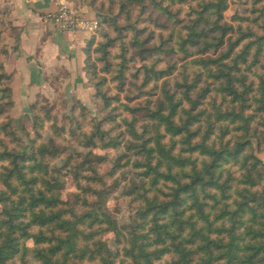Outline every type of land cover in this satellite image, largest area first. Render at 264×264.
I'll list each match as a JSON object with an SVG mask.
<instances>
[{
	"label": "trees",
	"instance_id": "1",
	"mask_svg": "<svg viewBox=\"0 0 264 264\" xmlns=\"http://www.w3.org/2000/svg\"><path fill=\"white\" fill-rule=\"evenodd\" d=\"M191 2H196L195 8ZM176 4H189L195 18L183 24L171 12ZM149 6L173 23L169 40L151 48L147 47L151 40L143 39L144 30L131 23L122 26L118 20L126 14L129 21L133 8L144 12ZM228 8V0H121L119 14L105 16L119 35L132 31V46L143 62L134 75L143 76L141 88L173 74L174 64L156 69L161 52L173 55L178 47L184 59L218 51L220 55L194 61L204 72L192 83L183 73L180 92L162 88L156 107L150 102L144 107L126 106L132 114V121L124 119L133 139L128 150L139 154L133 162L139 172L124 190L138 203L130 225L120 226L107 204L125 178V174L116 177L117 172L129 166L132 157L123 154L102 171L107 160L92 151L122 145L104 128L114 122L112 116L93 122L90 132L79 120L69 128L53 127L55 137L68 134L87 153L61 149L55 138L38 146L32 140L30 153L0 150V163L9 164L3 173L9 192L0 191V264H18V258L19 264H30L29 256L38 264H264V162L253 149L255 140L257 151L262 150L264 135V35L240 28V36L232 38L236 29L224 20ZM124 38L106 36L95 49L100 53L97 59L93 39L85 48L86 77L106 110L114 98L105 89L107 78L100 77L97 61L124 86V49L116 72L108 59L116 42ZM7 55L0 32V97L12 95L6 85L11 76L3 65ZM151 57L158 60L146 64ZM204 75L205 88L192 98L190 93ZM177 93H183L182 98ZM209 96L211 109L201 107ZM8 103L12 106L13 101ZM3 111L0 106V114ZM141 111L149 122L139 134L133 120ZM33 122L37 132L44 121L34 114ZM58 159L63 165L53 167L51 161ZM62 171L75 186L72 203L63 198ZM106 235H112L113 248Z\"/></svg>",
	"mask_w": 264,
	"mask_h": 264
},
{
	"label": "rangeland",
	"instance_id": "2",
	"mask_svg": "<svg viewBox=\"0 0 264 264\" xmlns=\"http://www.w3.org/2000/svg\"><path fill=\"white\" fill-rule=\"evenodd\" d=\"M77 1L79 6L86 7L91 13L92 18L88 19L97 21L98 23L97 29L91 33L90 37V40L93 39L95 42L92 47L94 59L100 57V53L96 52L95 49L106 41V36H110L111 38H116V36L125 37L123 42H116L110 51L111 53L108 59L111 63L112 71L116 72L119 68V64L122 62V58L120 57L121 49H124L126 83L122 87L119 86L118 82L113 78L115 73L106 74L104 72V64L97 61L100 77L107 78L105 89H107L109 96L114 98L112 107L107 110L104 109L102 101L96 98L95 87L93 84L89 83V81L88 84L92 88L89 94H84L82 97L75 95L68 96L65 95L63 82H60L58 79L59 76L55 75L46 78L49 89L42 90L34 96L21 98V103L19 102L20 98L17 97L14 100L12 95L9 97L8 94L5 93L4 97H0V106L5 107V111L0 114V126L6 123L10 125H8L6 129H1L0 127V150L8 149L9 151H15L19 154L30 153L32 150V140L36 141V146H38L48 143L49 140L55 138L61 149L65 148L68 151L75 149L76 152L87 153L88 150L79 146L68 134H64L62 137H55L53 127L69 128L70 125L75 126L73 122L76 123V120H79L83 126V130L85 132H90L93 128V122L99 123L100 119L106 116H112L114 122L106 123L104 128L112 131L113 136L120 138V140H122V145L118 149L97 148L92 151L96 155H100L107 160L101 168L102 171L109 170L116 162L117 158L123 154L132 157L131 164L125 169L122 168L117 172L116 177H122V175L125 174V178L120 189L109 197L107 204L108 210L117 219L120 226L130 225L132 217L138 214V203L134 202L132 197L125 195L124 190L129 186L131 180L135 179V174L139 172L133 167V162L136 158H139V154L136 152V149L131 151L128 150V141H133L129 136L128 125L124 121V119L132 121V114L129 112L128 108L144 107L147 106L149 102L153 107H156L158 101L162 99V88L166 87L172 92H180L178 84L183 80V73L188 75L189 83H192L195 80V76L203 71L199 64L193 62L198 60L201 56L203 58H207V56L216 58L220 55V52L218 51L216 54L210 53L209 55H195L189 59H184V55L178 51V47H174L176 53L173 55L166 56V54L161 52L160 56L162 61L156 65V69H167L169 64H174L176 68L173 70V74L158 81L153 80L146 87L141 88L143 76L135 78L134 75L142 66L143 62L139 60L137 51L134 49V46H132V31L129 30L128 32V30H126L119 35L116 33L114 27L108 21H105V16L110 14L112 16H117L119 14L121 0ZM228 3L229 8L224 13V20L232 24L236 29V33L233 34L232 38L237 39L238 36H240V28L245 32L251 30L258 36L264 35V15H262L264 12V0H228ZM190 4L194 8L196 7V2H191ZM189 6V4L172 5L171 12L176 15L183 24H188L189 21L196 16ZM71 7L76 9L73 6ZM160 14V12H153V8L150 6L147 7L144 12L139 7L133 8L129 21H126V14L121 15L118 20L122 26L131 23L132 26L144 30L143 39L149 38L148 40H151L150 44L147 45V47L151 48L161 45L163 39L165 41L169 40L170 29L173 25L172 22H167L163 15L159 17ZM159 24L169 25V28H163ZM246 42L247 41L243 42V44ZM168 44L170 46L174 45L173 43ZM157 60L158 58L151 57L146 64L155 63ZM205 75L203 76V81L199 83L198 89L190 93L192 98H196L201 90L205 88V81L207 80V76ZM212 81L213 80L209 79V82ZM10 83L11 80L6 85L9 86ZM182 95L183 93H177V98H182ZM210 96L201 107H208L211 109ZM9 100L13 101L12 106H7ZM126 106L128 108H126ZM47 109L51 110L50 115L46 114ZM34 114H39L44 121L42 125H38L36 128L37 132L34 131ZM48 116L50 118H47ZM148 122V119L145 118L144 111L137 113L133 120L134 127L139 134L142 132L144 125L148 124ZM169 139L170 137L168 136L165 141L167 142ZM253 149L255 154L264 162V135L262 137V150L260 152L257 151V143L255 140H253ZM51 165L53 167H60L63 165L62 160H52ZM5 166H9V164L7 162L0 163V191L4 190L9 192L3 183V173L6 171ZM64 172L65 171L61 172V179L66 182L63 198L67 200V202L72 203V193L75 192V186H73L72 177L64 175ZM164 190L169 192L167 188ZM105 240H107L110 247L113 248L114 241L112 235H106ZM28 244L31 243L28 242ZM27 259H29L30 264H38L31 256L27 257ZM17 263H20L19 258L17 259Z\"/></svg>",
	"mask_w": 264,
	"mask_h": 264
},
{
	"label": "crops",
	"instance_id": "3",
	"mask_svg": "<svg viewBox=\"0 0 264 264\" xmlns=\"http://www.w3.org/2000/svg\"><path fill=\"white\" fill-rule=\"evenodd\" d=\"M65 1L92 18L77 0ZM58 9L57 0H0L1 41L8 51L4 71L11 76L12 97L20 98V103L21 98L49 89L46 78L54 75L63 82L65 95L82 97L91 92L84 71L91 33L61 32L45 18Z\"/></svg>",
	"mask_w": 264,
	"mask_h": 264
},
{
	"label": "built area",
	"instance_id": "4",
	"mask_svg": "<svg viewBox=\"0 0 264 264\" xmlns=\"http://www.w3.org/2000/svg\"><path fill=\"white\" fill-rule=\"evenodd\" d=\"M59 9L46 15V20L55 22L61 32L76 33L88 31L92 33L98 27L97 21L89 20L78 10L73 9L65 0H57Z\"/></svg>",
	"mask_w": 264,
	"mask_h": 264
}]
</instances>
